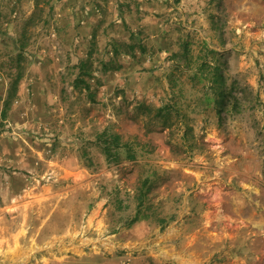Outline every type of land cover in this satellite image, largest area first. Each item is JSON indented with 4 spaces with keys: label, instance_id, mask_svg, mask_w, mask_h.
I'll return each mask as SVG.
<instances>
[{
    "label": "rangeland",
    "instance_id": "obj_1",
    "mask_svg": "<svg viewBox=\"0 0 264 264\" xmlns=\"http://www.w3.org/2000/svg\"><path fill=\"white\" fill-rule=\"evenodd\" d=\"M0 264H264V0H0Z\"/></svg>",
    "mask_w": 264,
    "mask_h": 264
},
{
    "label": "trees",
    "instance_id": "obj_2",
    "mask_svg": "<svg viewBox=\"0 0 264 264\" xmlns=\"http://www.w3.org/2000/svg\"><path fill=\"white\" fill-rule=\"evenodd\" d=\"M130 47L132 48L133 46L131 45ZM141 50L143 51V48ZM21 56H22V53L21 54L19 53L17 55V59H16V63H17L16 64V69L17 70H16V75L14 77V81L12 83V90H11V93H14V94L16 93V89H17L19 80L22 77V68L23 67H22ZM214 92L219 95L218 103L223 105L224 104V96H225V92H224L223 88L217 86V87L214 88ZM144 107L148 111L152 110V108H150L149 106H144ZM165 108H167L166 109L167 111H166V114H163V115H165L164 119L167 120V119H169L171 117V111H172L171 107L170 108H168V107H160V108L155 109V112H156V114L162 113ZM111 142L114 143V148L115 149L120 147V146H123V144H121V135L118 134V133L112 134V139L111 140H107L106 139L105 142H104L105 144L103 146L104 152L108 156L112 155V153H113L112 150H111V146H110ZM124 146H126V144H124ZM136 220H137L136 217L132 219V221H136Z\"/></svg>",
    "mask_w": 264,
    "mask_h": 264
},
{
    "label": "crops",
    "instance_id": "obj_3",
    "mask_svg": "<svg viewBox=\"0 0 264 264\" xmlns=\"http://www.w3.org/2000/svg\"><path fill=\"white\" fill-rule=\"evenodd\" d=\"M18 244H20V243H18ZM14 247H15V245H14ZM26 254H27V251L24 250V248H22V247L15 248L14 249V260L18 261L19 259L25 257Z\"/></svg>",
    "mask_w": 264,
    "mask_h": 264
}]
</instances>
